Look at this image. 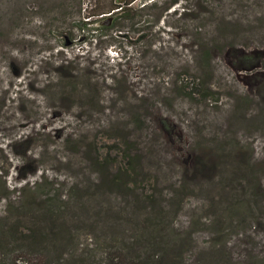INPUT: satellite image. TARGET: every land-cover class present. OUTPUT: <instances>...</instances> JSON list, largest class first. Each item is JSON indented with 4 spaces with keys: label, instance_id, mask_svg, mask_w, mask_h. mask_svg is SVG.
<instances>
[{
    "label": "rangeland",
    "instance_id": "374dc122",
    "mask_svg": "<svg viewBox=\"0 0 264 264\" xmlns=\"http://www.w3.org/2000/svg\"><path fill=\"white\" fill-rule=\"evenodd\" d=\"M121 1L0 0V259L264 264V0H136L157 6L122 35L80 28Z\"/></svg>",
    "mask_w": 264,
    "mask_h": 264
},
{
    "label": "trees",
    "instance_id": "16d2710c",
    "mask_svg": "<svg viewBox=\"0 0 264 264\" xmlns=\"http://www.w3.org/2000/svg\"><path fill=\"white\" fill-rule=\"evenodd\" d=\"M136 0H124L121 1L120 3H115V5H111L108 7L107 10L100 11L99 5H96L95 10L91 13L89 12V16L87 18H84L85 21H83L80 25L81 29H90L92 30H108L110 28H115L116 32H119L120 35H122V29H125L126 26L135 27L136 25L141 23V20H139V13L143 12L146 9H153L155 6H157V3H147L144 2L141 8H136L133 6ZM178 3V0H171L168 3H164L163 6H160L159 9L161 10V14L165 13L168 11L172 6ZM186 10V9H184ZM91 13V14H90ZM160 14V15H161ZM185 14V11L183 12ZM182 14V15H183ZM93 18L95 19H100L98 21H92ZM105 21V25L100 27H93L94 24L100 23ZM110 22V26L109 25ZM125 23V25H124ZM95 28V29H94ZM138 32V33H137ZM147 32L146 29H142V31L139 28H136L134 33L140 34L138 36L137 40H142L145 41L146 39L148 40L147 35L145 34ZM198 50H199V56L197 57V63H198V68L199 70H210L211 68V62H212V52L219 51V46L214 45L213 43L206 42L204 44H198ZM199 85V84H198ZM177 91H182L184 90L181 85L175 86ZM153 106V104H152ZM151 106V107H152ZM190 161V168L191 170V176L196 178L200 175V173L203 170H206L207 164L205 163L206 160L205 158L199 154L195 158H190L187 160H184V162ZM133 174V171L128 170L127 168L120 170L117 169V171L110 177H106L105 182L107 186L111 189H124L123 191H129L130 185H132L131 181L128 179L130 176ZM134 187V185H132ZM137 244V243H136ZM159 250L161 249L160 247L158 248ZM132 251H127L123 256L121 257H116L113 255L108 256L107 261L105 264H163V258L164 255L166 254L162 250L160 251L162 253V257L159 260H155L157 258V255H148L145 257L146 263L141 262V259L143 258L141 253L140 255L138 254V249L137 245L134 246V249H131ZM11 253L10 250L7 252V254ZM6 254V255H7ZM156 257V258H154ZM21 262L22 259H13L9 264H18L17 262ZM25 261H23L24 263ZM0 264H6V262L2 259H0ZM35 264H51L48 261L43 262V261H38Z\"/></svg>",
    "mask_w": 264,
    "mask_h": 264
},
{
    "label": "bare ground",
    "instance_id": "6f19581e",
    "mask_svg": "<svg viewBox=\"0 0 264 264\" xmlns=\"http://www.w3.org/2000/svg\"><path fill=\"white\" fill-rule=\"evenodd\" d=\"M18 74V73H17ZM2 78V77H1ZM58 113V112H57ZM26 114V113H25ZM31 117H32V115H31ZM23 120V119H22ZM33 121V120H32ZM52 121V120H51ZM55 122V121H54ZM51 125V124H50ZM29 127V126H28ZM55 127V126H54ZM63 127V126H62ZM23 128V127H22ZM30 128V127H29ZM48 128V127H47ZM57 128H59V127H57ZM54 129V128H53ZM60 129V128H59ZM17 130V129H16ZM58 130V129H57ZM18 131V130H17ZM59 131V130H58ZM62 131V130H61ZM58 134V133H57Z\"/></svg>",
    "mask_w": 264,
    "mask_h": 264
}]
</instances>
